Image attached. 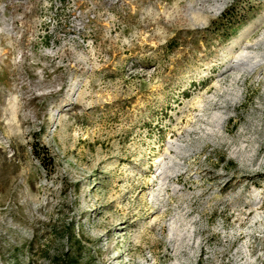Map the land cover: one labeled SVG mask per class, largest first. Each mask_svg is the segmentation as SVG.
<instances>
[{
	"label": "rangeland",
	"instance_id": "rangeland-1",
	"mask_svg": "<svg viewBox=\"0 0 264 264\" xmlns=\"http://www.w3.org/2000/svg\"><path fill=\"white\" fill-rule=\"evenodd\" d=\"M0 264H264V0H0Z\"/></svg>",
	"mask_w": 264,
	"mask_h": 264
},
{
	"label": "bare ground",
	"instance_id": "bare-ground-1",
	"mask_svg": "<svg viewBox=\"0 0 264 264\" xmlns=\"http://www.w3.org/2000/svg\"><path fill=\"white\" fill-rule=\"evenodd\" d=\"M249 47L251 46V45H248ZM248 46H246L247 48H249ZM250 49V48H249ZM246 60H247V58H246ZM250 61V60H249ZM246 64V63H245ZM247 65V64H246Z\"/></svg>",
	"mask_w": 264,
	"mask_h": 264
}]
</instances>
